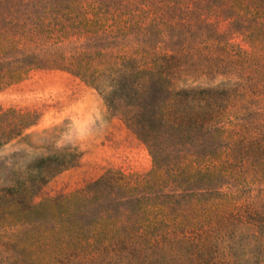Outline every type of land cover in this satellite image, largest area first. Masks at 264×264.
<instances>
[{
  "label": "trees",
  "instance_id": "trees-1",
  "mask_svg": "<svg viewBox=\"0 0 264 264\" xmlns=\"http://www.w3.org/2000/svg\"><path fill=\"white\" fill-rule=\"evenodd\" d=\"M37 70L95 89L152 164L35 202L77 148L0 161V264H264V0H0V91ZM38 118L0 108V147Z\"/></svg>",
  "mask_w": 264,
  "mask_h": 264
},
{
  "label": "rangeland",
  "instance_id": "rangeland-1",
  "mask_svg": "<svg viewBox=\"0 0 264 264\" xmlns=\"http://www.w3.org/2000/svg\"><path fill=\"white\" fill-rule=\"evenodd\" d=\"M11 107L34 110L39 118L24 141L0 147V161H27L50 146L80 152L77 164L51 178L35 202L81 188L108 168L144 173L151 167L145 145L107 111L103 97L66 71L37 70L7 86L0 91V108Z\"/></svg>",
  "mask_w": 264,
  "mask_h": 264
}]
</instances>
